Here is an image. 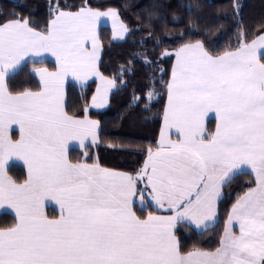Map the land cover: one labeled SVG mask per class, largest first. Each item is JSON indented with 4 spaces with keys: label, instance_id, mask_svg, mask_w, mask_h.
Instances as JSON below:
<instances>
[{
    "label": "snow or ice",
    "instance_id": "6c2138e0",
    "mask_svg": "<svg viewBox=\"0 0 264 264\" xmlns=\"http://www.w3.org/2000/svg\"><path fill=\"white\" fill-rule=\"evenodd\" d=\"M72 7L49 0L50 18L40 31L14 12L0 22V209L14 212V223L0 227V264H264V34L246 42V29L238 26L237 47L220 54L204 39H188L174 53H161L175 55L171 77L162 81L164 126L155 149L147 148L143 166L130 174L69 157L74 141L87 157L86 141L98 143L100 122L68 114L65 81L71 77L84 87L98 77L103 87L92 96V107H105L117 85L97 68L96 26L110 17L114 38L132 32L114 8L100 11L87 0L75 11ZM179 7L189 16L188 34L199 31L190 19L193 5ZM238 11L237 2L234 15ZM171 19L180 17L172 11ZM156 22L165 27L164 35H171L168 17L153 11L142 24L148 38L156 35ZM211 32L203 29L205 36ZM140 43L143 47L144 40ZM160 43L157 38L155 45ZM45 54L55 57V71L36 67ZM141 59L146 67L154 64L146 52ZM28 63L33 65L30 74L39 77V90L13 92L10 81ZM157 95L154 86L145 92L146 110ZM140 99L134 93L131 106ZM210 113L214 132L205 126ZM14 125L18 139L11 135ZM17 162L26 168L22 182L9 175ZM249 170L255 187L232 205L219 246L182 251L178 226L206 233L216 222L223 189ZM137 202L141 213L154 205L171 214L139 215ZM46 203L58 208L57 217L45 213Z\"/></svg>",
    "mask_w": 264,
    "mask_h": 264
},
{
    "label": "trees",
    "instance_id": "16d2710c",
    "mask_svg": "<svg viewBox=\"0 0 264 264\" xmlns=\"http://www.w3.org/2000/svg\"><path fill=\"white\" fill-rule=\"evenodd\" d=\"M48 2L49 0H0V22L5 17L12 18L9 14L14 12L17 17L29 18L36 29L43 30L50 18ZM235 2L236 0H87L89 6L98 10L116 9L123 22L132 29L125 40L114 41L110 27L100 28L99 35L103 43L100 69L104 75L113 78L117 85L111 95L109 107L104 111H91L89 114L101 125L99 143L93 149L102 166L134 173L143 164L147 148L157 146L167 98L165 84L162 81L167 82L170 79L174 59L173 55L162 56L163 51H174L188 39L193 41L204 39L214 54H220L229 47L233 49L237 47L238 26L246 29V42H251L257 35L264 33V28L261 27L264 25V0H244L241 13L234 15ZM81 3L82 0H60L61 6L65 4L74 6L71 8L73 11ZM180 3L193 5L194 14L190 19L195 22L199 31L188 34L189 16L185 9L179 7ZM153 11L163 12L168 17L167 29L171 30V35H164L165 27L156 22V35L147 37L146 30H142V24ZM172 11L180 17L178 22L172 21ZM205 27L212 28V32L207 36L203 34ZM181 30L185 33L184 37L179 35ZM157 38L161 42L159 46L155 45ZM142 39L143 47L140 43ZM145 52L148 59L154 62L153 65L147 67L144 65L141 55ZM37 65L55 68L50 61ZM32 67L33 65L28 63L23 71L10 81L9 86L13 92L24 89L39 90V79L30 74ZM122 68H131L132 71L122 72ZM150 86H154L158 95L146 110L144 94ZM94 89L95 82H91L86 88L69 83L66 105L68 114L83 117ZM134 93L141 97L137 106H131ZM212 129L211 120L207 130L212 132ZM69 156L72 161H78L83 158V152L72 148ZM9 174L18 182H22L26 177V169L17 164L10 169ZM254 186L255 178L249 173L238 175L225 187L219 204L218 222L203 235L188 224L179 225L176 231L182 251L190 250L193 245L205 250H214L218 247L232 205L238 196ZM148 210L141 213L137 207L139 215H144ZM48 214L52 217L58 216V212L53 209H49ZM12 223L14 215L0 214V227H7Z\"/></svg>",
    "mask_w": 264,
    "mask_h": 264
},
{
    "label": "crops",
    "instance_id": "0c3cea01",
    "mask_svg": "<svg viewBox=\"0 0 264 264\" xmlns=\"http://www.w3.org/2000/svg\"><path fill=\"white\" fill-rule=\"evenodd\" d=\"M66 10H67V9H66ZM100 11H106V10H100ZM120 20L123 22V20L121 19V17H120ZM103 26H108V27H110L111 32H112V38H113L114 41H123V40L126 39L127 36H126L124 39L114 38V36H113V31H114L113 21H112V19H111L110 17H102L101 20H100V22H99L98 25L96 26V34H97V36H98L99 43H100V52H99V60H98V62H97V68H98V70H99V72H100V74H101L102 76L107 77L106 75H104V74L102 73V71H101V69H100V62H101L102 53H103V43L101 42V39H100V35H99V34H100V28L103 27ZM37 30H38V29H37ZM38 31H40V30H38ZM262 34H264V33H262ZM87 46H88L89 49H90V48H91V42H88ZM261 51H264V49H262ZM172 52L174 53V51H172ZM173 56H174V59H173L172 67H173V65H174V63H175V55L173 54ZM44 61H50V62H52V63L55 65V68L52 69V68H50V67H48V66H46V65H36V67H45V68H47L49 71H55V70H56V59H55V57L51 56V54H45ZM32 68H33V67H32ZM171 70H172V68H171ZM36 77L39 79L38 76H36ZM170 77H171V75H170ZM107 78H108V79H113V78H110V77H107ZM91 82H95V89H94V92H93V94H92V96H93V95L96 94V89H97L98 87H103V84H102V82L100 81V79H99L98 77H95V76L91 77V78L88 80L87 85L84 86V87H82V86L79 84V82L74 81L71 77H69V78L65 81V83H64V96H65V110H66V111H67V109H66V105H67V87H68V84H69V83H74V84L78 85L79 87L86 88ZM115 88H116V87H115ZM115 88L111 89V91L108 93V104H107L105 107H103V108H95V107H92V96H91V98H90V100H89V105H88V107H87V108H88V111H87V113H85V115L88 117V119H90V120H97V119H95V118L90 117L89 114H90L91 111H104V110H106V109L109 107L110 99H111V95H112L113 91L115 90ZM166 103H167V98H166ZM165 106H166V104H165ZM163 114H164V112H163ZM85 115H84L83 117H77V118L83 119V118L85 117ZM211 120H212V125H213V129H212L213 131H212V132H214V131H215V127H216V120H215L214 114H212V113L209 114L208 118H206L205 126H206V129H208V124H209V121H211ZM97 121H98V120H97ZM163 126H164V120H163V118H162L161 129H162ZM100 128H101V125H100ZM161 129H160V133H161ZM99 132H100V129L98 130V136H99ZM160 133H159L158 141H159V139H160ZM169 134L171 135V138H172V139H176V138H177V136L175 135L174 130H172V132L169 133ZM11 135L13 136L14 139H18V138H19L20 133H19V131H18V126H15V125L13 126V131L11 132ZM98 143H99V139H98ZM98 143H97L96 145H91V143H90V138H89L88 141H86V144H88L89 147H90V149H89V147L87 148V152H88L87 157L84 156V151H85V150H84V149H81V148L79 147V142H78V141H74V142L71 143L70 148H69V151H70V149H72V148L80 149V150L83 152V158H82L81 160H86L88 163H93L94 161H97V162L99 163V161H98V156H97V154H96V151L93 149V148H95V147L98 145ZM153 149H155V148H153ZM69 157H70V156H69ZM146 158H147V155H146L145 159H146ZM145 159H144V161H145ZM73 162H76V161H73ZM17 163L23 165L22 162H17ZM99 164H100V163H99ZM143 164H144V162H143ZM143 164L141 165V167L143 166ZM100 166L103 167V168H108V167L102 166L101 164H100ZM141 167H140V168H141ZM140 168H139V169H140ZM108 169H111V168H108ZM139 169H138V170H139ZM112 170H115V171H118V172H126V171H121V170H116V169H112ZM136 172H137V171H136ZM136 172H134V173L127 172V173L135 174ZM249 173H251L250 170H249ZM9 175H10V174H9ZM252 175H253L254 178H255V175H254V174H252ZM144 183H146V181L140 183V184H139V187L143 188V187H144ZM254 187H255V186H254ZM222 197H223V193H222ZM221 199H222V198H221ZM221 199L217 202V219H216V222H215V224H214L213 226H215V225L217 224V222H218L219 204H220ZM137 207H138V208L140 207V206H139V202H137L136 210H137ZM151 208H153L154 210H150ZM49 209H53V210L57 211V212H58V215H59L58 208L54 205V203H46V205H45V209H44V210H45V213H46L48 216H49V214H48ZM147 209H149L148 211H153V212H155L157 215H170V214H171L170 212L166 211L165 209H159V210H157V209L155 208L154 205H153L152 207L147 208ZM147 209H146V210H147ZM148 211H146L145 214H144L143 216H146ZM137 212H138V211H137ZM2 213H9V214L14 215V212H12L11 209H7V208H5V209H0V214H2ZM138 214H139V213H138ZM49 218H55V217L49 216ZM190 226H192V225H190ZM213 226H210V228L213 227ZM192 227L195 229L194 226H192ZM195 230H196V229H195ZM237 231H238V228H237Z\"/></svg>",
    "mask_w": 264,
    "mask_h": 264
},
{
    "label": "rangeland",
    "instance_id": "374dc122",
    "mask_svg": "<svg viewBox=\"0 0 264 264\" xmlns=\"http://www.w3.org/2000/svg\"><path fill=\"white\" fill-rule=\"evenodd\" d=\"M14 1H18V0H14ZM239 3V11H238V13L240 14L241 13V9H242V7H243V4H244V0H236V2H235V4L236 3ZM167 51H169V52H172V51H170V50H167ZM165 57H168V56H165ZM18 164V163H17ZM23 166V165H22ZM26 169V168H25Z\"/></svg>",
    "mask_w": 264,
    "mask_h": 264
}]
</instances>
